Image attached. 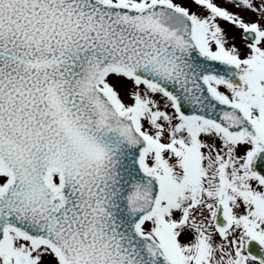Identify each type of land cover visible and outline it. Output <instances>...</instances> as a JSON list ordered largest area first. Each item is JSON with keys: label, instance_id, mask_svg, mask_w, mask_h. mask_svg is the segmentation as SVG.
<instances>
[{"label": "snow or ice", "instance_id": "snow-or-ice-1", "mask_svg": "<svg viewBox=\"0 0 264 264\" xmlns=\"http://www.w3.org/2000/svg\"><path fill=\"white\" fill-rule=\"evenodd\" d=\"M0 264H264V0H0Z\"/></svg>", "mask_w": 264, "mask_h": 264}]
</instances>
